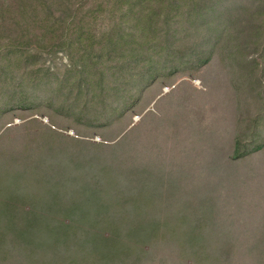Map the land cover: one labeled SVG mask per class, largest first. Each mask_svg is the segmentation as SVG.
<instances>
[{"label": "trees", "instance_id": "trees-1", "mask_svg": "<svg viewBox=\"0 0 264 264\" xmlns=\"http://www.w3.org/2000/svg\"><path fill=\"white\" fill-rule=\"evenodd\" d=\"M60 52L61 74L45 64ZM215 54L237 99L263 84L264 0H0V120L49 106L101 127ZM253 97L260 104L245 103L223 163L232 172L264 152V95ZM30 123L0 133V264H264L263 205L249 210L258 230L242 234L247 202L226 211L215 192L231 174L199 179L194 192L196 181L171 177L173 154L165 162L137 126L100 141L46 127L22 141Z\"/></svg>", "mask_w": 264, "mask_h": 264}, {"label": "rangeland", "instance_id": "rangeland-1", "mask_svg": "<svg viewBox=\"0 0 264 264\" xmlns=\"http://www.w3.org/2000/svg\"><path fill=\"white\" fill-rule=\"evenodd\" d=\"M46 58L45 64L51 69H57L61 74V65L67 62L65 54L60 52ZM218 60V55L215 54L208 64L197 71L194 69L189 72L179 71L165 83L155 82L143 91L138 102L130 106L119 120L115 119L107 125L92 128L80 120L70 118L66 121L54 112L53 107L48 106L19 109L3 117L0 120V133L11 124L32 121L30 125L21 128L22 141L26 140L25 138H34L46 127L54 128L55 131L68 136L100 141L101 138H118L130 131L133 126H137L138 129L133 135H136L135 132L142 133L147 147H152L154 151L159 149V153L165 156V162L173 154V161L176 164H172L174 169H171V177L176 178L178 182L196 181L190 183L192 191L204 190L203 186L197 185L199 179L213 181L212 184H216L215 178L231 174L232 179L228 177L229 181L226 182L225 188H216L217 194L224 195L220 203L224 204L226 211L231 210L238 214L240 209H237L236 204L244 198L247 204L244 202L239 204L244 212L240 216L237 215L242 216L243 220L242 225H237L238 230H242V234L245 233V225L258 230L257 215H252L249 210L254 209V203H259L255 213L262 205L264 208V152L246 165L242 162L236 172H232L234 167L228 164L223 167V163H227L226 157L232 151L233 137L237 130L236 118L243 114L245 103L247 108H254L260 104L255 101L253 95L258 92L264 95V80L261 86L257 85L254 88L253 93L250 92V85H247L246 92L244 89L242 92L245 99L242 97L237 99L239 89L233 85L235 76L225 63ZM11 135L13 136L14 132ZM182 165L186 170L182 169ZM189 171L193 173L190 177ZM236 179L239 184L233 187ZM188 191L187 188L181 192L183 199ZM233 193H240L243 196L235 198L238 195ZM236 223L237 221L234 222ZM237 240L250 239L243 235Z\"/></svg>", "mask_w": 264, "mask_h": 264}]
</instances>
